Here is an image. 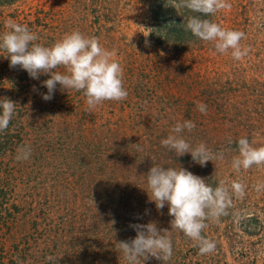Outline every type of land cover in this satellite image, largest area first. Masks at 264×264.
Instances as JSON below:
<instances>
[{
    "label": "rangeland",
    "instance_id": "1",
    "mask_svg": "<svg viewBox=\"0 0 264 264\" xmlns=\"http://www.w3.org/2000/svg\"><path fill=\"white\" fill-rule=\"evenodd\" d=\"M229 2L230 10L206 18L245 33L240 45L249 51L239 61L190 32L168 37L151 0L0 6V33L11 18L45 46L73 30L98 38L115 53L128 92L126 100L89 110L82 93L57 85L45 101L42 81L49 77L32 79L10 68L0 51V98L17 104L0 132V264H127L116 242L135 238L130 225L149 222L170 231L173 254L167 262L149 258L145 264H264V190L255 189L264 183V166L239 173L231 167L239 138L264 146V0ZM189 14L181 10L182 26ZM145 28L153 29L150 46ZM197 101L207 105L206 114ZM184 120L196 125L184 138L223 151L222 161L201 167L190 154L176 157L161 145ZM138 143L143 151L133 146ZM21 145L31 155L18 161ZM153 165L183 167L212 187L233 180L245 185L244 197L233 196L226 215L206 221L202 235L215 243L212 253L201 255L195 241L171 231L168 207L158 211L150 202L144 175Z\"/></svg>",
    "mask_w": 264,
    "mask_h": 264
},
{
    "label": "clouds",
    "instance_id": "2",
    "mask_svg": "<svg viewBox=\"0 0 264 264\" xmlns=\"http://www.w3.org/2000/svg\"><path fill=\"white\" fill-rule=\"evenodd\" d=\"M167 4L179 15L182 9L190 13L183 17L184 30L201 41L211 42L216 52L225 54L231 50L232 58L237 61L248 54L249 50L240 45V41L246 38L244 32L226 29L206 18L222 10H230L232 5L229 0H167ZM4 27L5 31L0 33V51L6 53L4 58L9 60V67L18 66L32 79H39L41 75L49 77L42 81V86L47 89V93L41 94L43 100L53 98L57 85L67 92L74 90L82 93L89 110L104 101L127 99L123 68L115 59V53L104 48L98 38L73 30L50 46H45L37 42L38 35L26 24L10 18L5 21ZM145 29L148 30L147 34L143 33L145 45L150 46L147 37L153 29ZM60 68L64 72L58 71ZM16 105L7 97L0 98V132L8 129L16 114ZM196 107L206 114V104L197 101ZM195 127L191 120L177 122L160 143L176 157L190 154L192 161L201 167L209 161H222L223 151L213 152L203 142L193 146L184 138L182 133L185 130L191 132ZM236 145L238 154L231 161L235 172L264 166V146L254 147L246 137L239 138ZM133 146L138 152L143 151L139 143ZM30 155L29 146L21 145L17 148L18 161L27 160ZM144 176L150 202L155 203L158 211L168 207V215L172 217L171 231L178 230L195 241L201 255L215 250V243L202 235L207 227L206 221L218 220L220 216L226 215L232 197L243 198L245 195V185L239 180H233L230 185L220 181L216 187H212L204 178L183 167L153 165ZM255 189L257 192L264 190V183H257ZM130 227L136 232L135 238L116 242L127 264H145L149 258L162 262L171 259L172 241L166 235L170 231L158 229L155 222L132 224ZM47 259L53 258L49 256Z\"/></svg>",
    "mask_w": 264,
    "mask_h": 264
},
{
    "label": "trees",
    "instance_id": "3",
    "mask_svg": "<svg viewBox=\"0 0 264 264\" xmlns=\"http://www.w3.org/2000/svg\"><path fill=\"white\" fill-rule=\"evenodd\" d=\"M20 0H0V6L13 5ZM152 7L158 12L159 18L166 24V35L172 38H182L185 30L180 21V15L177 11L167 4V0H151ZM173 17V18H172Z\"/></svg>",
    "mask_w": 264,
    "mask_h": 264
}]
</instances>
